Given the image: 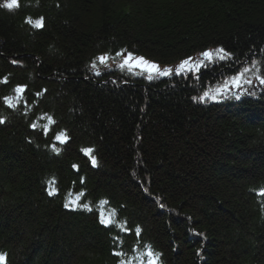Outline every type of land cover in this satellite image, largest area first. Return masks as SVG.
I'll use <instances>...</instances> for the list:
<instances>
[{
	"label": "trees",
	"instance_id": "1",
	"mask_svg": "<svg viewBox=\"0 0 264 264\" xmlns=\"http://www.w3.org/2000/svg\"><path fill=\"white\" fill-rule=\"evenodd\" d=\"M39 18L42 28L27 23ZM210 48L231 56L194 76L91 69L101 53L169 63ZM245 68L248 92L193 99ZM255 74H264V0L0 7L6 264H147L149 247L159 264H264V86Z\"/></svg>",
	"mask_w": 264,
	"mask_h": 264
},
{
	"label": "snow or ice",
	"instance_id": "2",
	"mask_svg": "<svg viewBox=\"0 0 264 264\" xmlns=\"http://www.w3.org/2000/svg\"><path fill=\"white\" fill-rule=\"evenodd\" d=\"M0 7L12 10L18 7V0H6L3 4H0ZM27 23L31 24L34 28H42L44 27V21L43 18H39L36 20H28ZM116 57H122V61L118 64V67L121 70H127L129 73H132L133 70H139L136 74H146V79L149 81H152L154 78L158 77H166L173 73V70L170 68H161L156 62L150 61L142 56H135L131 52H127L126 54L124 52H116ZM201 59L199 62H195L192 57H188L184 60H182L175 68V74L181 75L185 72H192L193 69H195L197 72L205 66V62L212 63L216 60L223 61L225 59L230 58L231 54L226 52L224 48H216L215 50H206L203 51L201 54ZM110 59V57L107 54L101 55L97 57V60L100 64L107 66V62ZM15 62V61H14ZM253 67L257 68V72L260 71L258 64L259 62L256 60L252 61ZM91 69L95 72L96 75H99L100 73L96 71L97 64L93 62L91 64ZM249 69L245 68L244 72H237L231 77V80H225L224 81V88H217L215 90V94H211L209 91H204L203 94L199 97H194L193 99H199L200 101H204L205 98H211L215 99L216 96L223 95L224 93L228 91H233L239 89L241 93L248 92L249 89H251L253 85L252 79H244L243 82L242 76L244 73L248 72ZM255 80L259 82L261 86H264V74H255ZM244 85H248V88H245ZM15 91L17 93H23L24 87L18 86ZM240 96L236 95V99H239ZM9 107H14V105L11 103V100H8ZM49 120L51 121V117H49ZM5 121L3 119H0V124H3ZM54 122V121H53ZM35 127V125H32ZM57 141L60 143H65L68 140V137L66 135H57L55 137ZM53 151L59 153L60 149L53 146ZM82 151L85 152L86 155H90L93 151L92 149H83ZM91 162L93 166L96 165L97 161L95 156H91ZM73 168H76V165L72 166ZM55 194V189L49 190L48 195L52 196ZM258 195L264 196V188L260 189L257 193ZM77 200H79V197H77ZM75 204L76 201H69L64 204L65 208H68L69 205ZM83 208L88 209L89 206L87 204H83ZM101 224H104L106 227H108L111 223L110 220H105L101 218L100 220ZM111 230V229H109ZM136 233H140L141 229L137 227L135 229ZM114 255L120 256L122 253L120 252H114ZM143 255L147 258V264H159V253L154 252L150 247L143 253ZM0 264H6V254L0 253ZM119 264H125L124 261H120Z\"/></svg>",
	"mask_w": 264,
	"mask_h": 264
},
{
	"label": "rangeland",
	"instance_id": "3",
	"mask_svg": "<svg viewBox=\"0 0 264 264\" xmlns=\"http://www.w3.org/2000/svg\"><path fill=\"white\" fill-rule=\"evenodd\" d=\"M206 50H215L214 48H210V49H204V50H201V51H197V52H194V53H192V54H190V55H188V56H186V57H183V58H179V59H177V60H175V61H172V62H169V63H164V62H160V61H157V60H154V59H150V58H147V57H145V56H143V55H140V54H137V53H134V52H131V51H119V52H124L125 54L127 53V52H131V53H133L135 56H142V57H145L146 59H148V60H150V61H153V62H156L161 68H165V67H167V68H170V69H172L173 70V73H175V68H176V66L182 61V60H184V59H186V58H188V57H192L193 58V60L195 61V62H199L201 59H203L202 57H201V53L203 52V51H206ZM116 52H118V51H115V52H111V53H101V54H99V55H97L94 59H93V61H91V63H93V62H95L96 64H97V69H96V71H104V70H107V73L108 74H110V75H113V73L114 72H116V73H122V74H127V75H131V76H141V77H145L146 78V74H136L139 70H133V72L132 73H129L126 69L125 70H121L119 67H118V64L122 61V57H116ZM104 54H107L109 57H110V59L108 60V62H107V66H105V65H102V64H100L99 63V61L97 60V57H99V56H101V55H104ZM207 65V62H205V66L204 67H202V68H205V67H207L206 66ZM103 73H105V71L104 72H102V74ZM172 73V74H173ZM199 73V71L197 72L195 69H193V71L192 72H185L184 74H186V75H197ZM247 73V72H246ZM244 79H251V77L249 76V73H247V74H244L243 75V77H242V80H241V82H243V80ZM259 83V82H258ZM244 86H246V85H244ZM220 88H224V87H220ZM215 90H216V88H213L211 91H209L211 94H215ZM229 92H231V90L230 91H228V92H226V93H224L223 95L224 96H226ZM219 96H222V95H219Z\"/></svg>",
	"mask_w": 264,
	"mask_h": 264
}]
</instances>
